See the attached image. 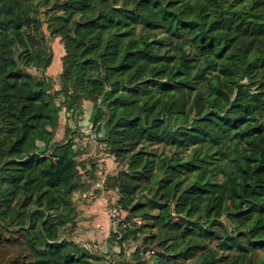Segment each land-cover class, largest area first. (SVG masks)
Returning <instances> with one entry per match:
<instances>
[{
    "label": "trees",
    "instance_id": "1",
    "mask_svg": "<svg viewBox=\"0 0 264 264\" xmlns=\"http://www.w3.org/2000/svg\"><path fill=\"white\" fill-rule=\"evenodd\" d=\"M75 134L123 165L111 238L149 231L112 261L264 264V0H0V264H98L67 234Z\"/></svg>",
    "mask_w": 264,
    "mask_h": 264
},
{
    "label": "rangeland",
    "instance_id": "2",
    "mask_svg": "<svg viewBox=\"0 0 264 264\" xmlns=\"http://www.w3.org/2000/svg\"><path fill=\"white\" fill-rule=\"evenodd\" d=\"M46 32L49 34L48 30L46 29ZM50 42H52V45L54 47L55 53H56V60H54V63L51 65L50 68V73L51 76L55 79L54 87L59 88L61 86L60 81H59V66H62V61H61V52H60V47L61 43H59L58 38H54L51 36ZM63 47V45H62ZM50 75V74H49ZM86 103V102H85ZM84 103V104H85ZM91 101L87 103V105H90ZM86 105V106H87ZM82 117V116H81ZM90 117V114L86 111L85 116H83L78 123L74 122V119L72 121L75 129H80L83 131L82 133H87L91 128H89V125L87 126L86 121ZM62 124H65V117L62 118ZM91 127V126H90ZM59 130V128H58ZM57 130V131H58ZM60 131L56 132L55 140L56 141H63L66 139V133L64 132L59 133ZM57 134L59 135L57 137ZM75 141L76 145H88L86 148L88 149L89 153H87L84 157H90L87 168L88 172V177L86 178L87 180H84L82 182V185L80 186L82 189L86 188L87 193L84 195L79 193V195L82 197V199H88V200H94L98 198L99 196L105 195V203H106V215L104 218H107L110 220V223L108 225L109 231L104 232L102 236L95 237L93 240H88V239H81L80 242L85 243L90 251L98 254L101 256V258L97 261L98 264H108L114 259L115 257H119L117 252L120 251H125L127 255H132L135 251L141 254L144 250H146V255H152L154 252L152 250L147 251L148 246L143 247L142 251V246L143 243H145L144 238L147 237V234H149V231L147 228H144L141 230V224L143 223L142 220H140L139 217H133L127 227H128V232L130 233L131 231H138L136 236H131V235H126L122 240L119 238L122 237V231L120 228V221L124 219L128 212L123 211L119 205L121 204V195L119 190L114 186L116 183V175L119 171L120 168L123 167L118 161L116 157L113 156V154L109 153L106 148L102 147L98 141L92 138L90 135H84L80 136L79 134H75ZM100 182L101 186H97V183ZM149 187V186H148ZM74 198V197H73ZM119 204V205H118ZM121 206V205H120ZM117 209L119 211V218H118V223L114 227L111 223V215H112V210ZM75 225H73L74 227ZM124 227V226H123ZM96 229H101L100 226H96ZM73 228H70L68 230L67 234L70 237H73L76 240H80V237L77 233L72 230ZM115 231V234L119 235V238L113 239L111 238L112 232ZM149 242L152 241L150 237ZM112 264H122L121 262H114Z\"/></svg>",
    "mask_w": 264,
    "mask_h": 264
},
{
    "label": "crops",
    "instance_id": "3",
    "mask_svg": "<svg viewBox=\"0 0 264 264\" xmlns=\"http://www.w3.org/2000/svg\"><path fill=\"white\" fill-rule=\"evenodd\" d=\"M58 40H59V38H58ZM59 43H60V41H59ZM60 52L62 53L60 56L62 58V56L65 53V50L62 47V45L60 47ZM54 60H56V53H55ZM54 60H53V63H54ZM61 61H62V59H61ZM50 68H51V66L48 68L47 73L51 75ZM61 69H62V66H59V72ZM59 72H58V74H59ZM88 102L89 101H87L84 104V108L86 109L85 111L89 112V114H90V106L91 105H87ZM65 120H66L65 121V124H66L68 121L66 116H65ZM90 121H91V119L89 117L85 124H87V126H88ZM72 125H73V123H72ZM65 126L66 125H63L62 121H61V124L59 126V130H58V131H60L59 133L63 134L65 132ZM89 128H92V127H90V125H89ZM58 136L59 135L57 134V137ZM86 172H88V171L84 170L82 172V174H83V176H81L82 181L87 180L86 178L88 177V174ZM88 182H90V181H88ZM79 193H80V195H81V193L85 195L87 193L86 188L82 189L81 187L80 188L78 187V189H76L73 192V197H74L75 203L77 205V209H78V218H77V222L75 223V226L73 227V230L75 233H77L79 235V237H80L79 241H81V239L82 240L83 239L93 240V239H95V237L102 236V234H104V232L105 233L108 232L109 228H110V227L108 228V225L110 223L108 216H107V218H104L106 215V212H105V209H106L105 208L106 207L105 201L106 200L104 198L105 195L99 196L98 198H96L94 200H88V199L86 200V199H82V197L79 195ZM96 226H100L104 230H101L98 228L96 229L95 228Z\"/></svg>",
    "mask_w": 264,
    "mask_h": 264
},
{
    "label": "built area",
    "instance_id": "4",
    "mask_svg": "<svg viewBox=\"0 0 264 264\" xmlns=\"http://www.w3.org/2000/svg\"><path fill=\"white\" fill-rule=\"evenodd\" d=\"M91 130H89L88 132L90 133ZM97 186H101V183L98 182ZM112 215H111V223L112 225L115 227L118 223V218H119V211L117 209H114L111 211Z\"/></svg>",
    "mask_w": 264,
    "mask_h": 264
}]
</instances>
